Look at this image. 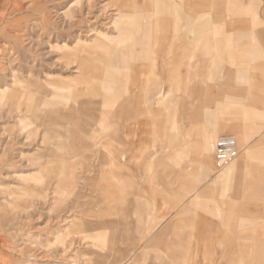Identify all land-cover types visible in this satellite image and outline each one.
I'll return each instance as SVG.
<instances>
[{
	"label": "rangeland",
	"instance_id": "rangeland-1",
	"mask_svg": "<svg viewBox=\"0 0 264 264\" xmlns=\"http://www.w3.org/2000/svg\"><path fill=\"white\" fill-rule=\"evenodd\" d=\"M146 2L132 0L136 7ZM242 4L245 24L264 30V0ZM122 11L113 0H0V264H187V256H151L163 252L152 237L167 218L156 216L148 193L141 191L148 186L139 177L144 163H133L129 120L118 113L127 112L131 94L129 72L117 58L126 53L131 62L132 54L141 56L132 39L118 44L113 23ZM249 63L247 53L236 85L264 80V72ZM168 98L173 97H155L154 103ZM231 110L223 108L220 116L230 117ZM242 117V139L219 133L235 137L239 155L221 169L212 162L214 174L239 162L247 145L264 149V112L248 108ZM56 134L70 139V149L57 151ZM73 138L85 146L74 149ZM257 157L264 160V153ZM261 167L262 175L245 179L242 188L223 182L219 198L240 191L241 213L262 210L264 163ZM246 215L234 221L233 230L221 229L235 234L227 237L228 251L218 258L207 255L203 263L264 264V218ZM128 223L135 226L128 229ZM87 224L92 226L80 227Z\"/></svg>",
	"mask_w": 264,
	"mask_h": 264
},
{
	"label": "crops",
	"instance_id": "crops-1",
	"mask_svg": "<svg viewBox=\"0 0 264 264\" xmlns=\"http://www.w3.org/2000/svg\"><path fill=\"white\" fill-rule=\"evenodd\" d=\"M113 2L123 8L113 23L119 30L118 44L132 39L141 46V56L132 54V64L126 53L117 58L129 72L131 94L127 112L120 108L118 113L129 120L133 163H144L139 177L147 179L148 186H140L141 191L148 193L156 216L167 218L152 237L153 246L163 252L151 256H187V264H205L203 257L218 258L228 251L227 237L235 234L222 228H236L234 221L247 217L243 213L264 218V207L241 213L240 191L232 198H219L223 182L242 188L245 179L262 175L264 160L257 155L264 149L247 145L239 162L222 173L214 174L212 166L213 142L233 136L219 133L242 139V112H264V80L252 81V87L235 83L236 75L245 74L247 53L250 69L264 72L259 51L264 52V30L245 24L242 0H145L141 7L132 0ZM254 10L258 15L259 9ZM147 16L146 24L140 23ZM215 28L225 31L216 33ZM254 42L259 46L251 45ZM155 97L173 98L158 104ZM230 107L231 116L222 118L220 110ZM95 120L102 126V118ZM185 216L187 220L181 219ZM133 226L128 223V229Z\"/></svg>",
	"mask_w": 264,
	"mask_h": 264
},
{
	"label": "built area",
	"instance_id": "built-area-1",
	"mask_svg": "<svg viewBox=\"0 0 264 264\" xmlns=\"http://www.w3.org/2000/svg\"><path fill=\"white\" fill-rule=\"evenodd\" d=\"M214 165L218 169L234 161L239 155L236 139L231 136L219 137L214 144Z\"/></svg>",
	"mask_w": 264,
	"mask_h": 264
},
{
	"label": "bare ground",
	"instance_id": "bare-ground-1",
	"mask_svg": "<svg viewBox=\"0 0 264 264\" xmlns=\"http://www.w3.org/2000/svg\"><path fill=\"white\" fill-rule=\"evenodd\" d=\"M130 4H131V2H130ZM131 6H132V4H131ZM130 9V8H129ZM131 12V11H130ZM130 12H128V13H130ZM158 42V41H157ZM104 70V69H103ZM103 75V74H102ZM37 84V83H36ZM146 86V85H145ZM126 90V89H125ZM2 92V91H1ZM1 92H0V94H1ZM3 99V98H2ZM2 101H0V103H1ZM107 102V101H106ZM105 102V103H106ZM108 103V102H107ZM103 104V103H102ZM4 105V104H3ZM107 104H105V106H106ZM148 110V109H147ZM92 117V116H91ZM100 119V118H99ZM100 127V126H99ZM99 130V129H98ZM50 137H48V138H51L52 137V133L50 132ZM56 138H57V140H58V142L56 141V142H52L53 144H54V146H56V149H57V151H58V149L61 147V148H65L66 149V147H67V150L68 149H70L69 148V138H67L66 136H61V135H58V134H56V135H54ZM55 137H53V138H55ZM55 138V139H56ZM54 139V140H55ZM52 140V139H51ZM93 140V139H92ZM72 142H73V148L74 149H76V148H80V147H83V146H85V145H83V143L82 142H78L77 141V139H75V138H73L72 139ZM43 143V142H42ZM45 143H46V141H45ZM84 149V148H83ZM61 150V149H60ZM105 151V150H104ZM49 153H51V151L49 152ZM51 156V155H50ZM197 159V158H196ZM53 162V161H52ZM230 169V168H229ZM232 169V168H231ZM102 179V178H101ZM74 189V188H73ZM132 199V198H131ZM130 203V202H129ZM131 204H132V202H131ZM132 207V206H131ZM138 207V206H137ZM137 207H136V209H137ZM124 210V209H123ZM126 211V210H125ZM125 214V213H124ZM105 225V224H104ZM92 225L91 224H87V225H84V226H80L82 229H88V228H90ZM82 232H86V231H82ZM261 250V249H260ZM258 248H255L254 249V251H256V252H258V251H260ZM258 254V253H257ZM241 255L242 256H247L248 255V253H246L245 251H243L242 253H241ZM259 256H261V255H259ZM222 257H224V255L222 256ZM236 258H237V256H236ZM235 257H234V259H236ZM221 260V259H220ZM235 262V261H234ZM238 262V261H237ZM236 262V263H237ZM228 264H231V262H229ZM234 264V263H233Z\"/></svg>",
	"mask_w": 264,
	"mask_h": 264
}]
</instances>
